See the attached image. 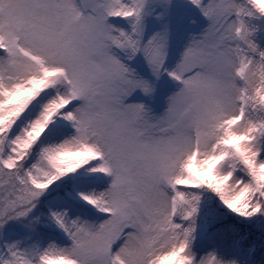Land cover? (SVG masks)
<instances>
[{
  "label": "snow or ice",
  "instance_id": "1",
  "mask_svg": "<svg viewBox=\"0 0 264 264\" xmlns=\"http://www.w3.org/2000/svg\"><path fill=\"white\" fill-rule=\"evenodd\" d=\"M0 264H264V0H0Z\"/></svg>",
  "mask_w": 264,
  "mask_h": 264
}]
</instances>
